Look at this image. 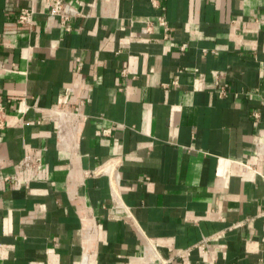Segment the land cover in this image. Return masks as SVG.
<instances>
[{
    "label": "crops",
    "instance_id": "0c3cea01",
    "mask_svg": "<svg viewBox=\"0 0 264 264\" xmlns=\"http://www.w3.org/2000/svg\"><path fill=\"white\" fill-rule=\"evenodd\" d=\"M67 1L0 0V264H264V0Z\"/></svg>",
    "mask_w": 264,
    "mask_h": 264
},
{
    "label": "built area",
    "instance_id": "2783aa9c",
    "mask_svg": "<svg viewBox=\"0 0 264 264\" xmlns=\"http://www.w3.org/2000/svg\"><path fill=\"white\" fill-rule=\"evenodd\" d=\"M51 2V7H50V14L52 16H55L59 19L61 25L63 26L64 30L66 32L71 31V27L68 25L69 22L73 19L79 16V12L75 6H73L70 2L67 0H49ZM152 5L156 8H159L161 12H163L165 9L160 6V4L157 2V0H151ZM33 10L31 8L29 9H22L17 18H16V23L19 26L26 27L27 29H30L33 24ZM155 24L159 26L162 29V37L163 39H167L170 33V27L168 23L166 22L165 18L163 15L157 16L155 19ZM153 26V23H148L146 31H150ZM185 45H182L180 50H184ZM215 84L218 85V77H216ZM222 91L220 92V94ZM68 115L70 116H77V114L69 113ZM5 121H6V109L4 105L0 102V131H2L5 128ZM64 125L60 124V119H59V124L57 125L56 128V136L57 138H61L62 135H64L63 132ZM61 140V139H60ZM263 151V147H259V152ZM39 159H33L30 156H24V158L21 160L19 163V169H24V170H31L35 167L36 163H39ZM119 176L116 174L114 175V180L116 183H118ZM200 247L202 250H206V241H203L200 243ZM87 263V258L84 256L81 264H86Z\"/></svg>",
    "mask_w": 264,
    "mask_h": 264
},
{
    "label": "bare ground",
    "instance_id": "6f19581e",
    "mask_svg": "<svg viewBox=\"0 0 264 264\" xmlns=\"http://www.w3.org/2000/svg\"><path fill=\"white\" fill-rule=\"evenodd\" d=\"M58 116H59V119H60V124L61 125H65L67 119L69 118L68 114H63L62 112H58ZM63 136H61V139H63Z\"/></svg>",
    "mask_w": 264,
    "mask_h": 264
}]
</instances>
